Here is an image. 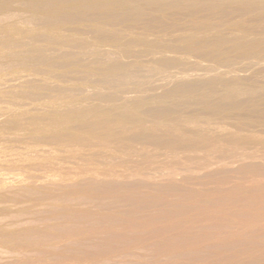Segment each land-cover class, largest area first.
Wrapping results in <instances>:
<instances>
[{"label": "bare ground", "instance_id": "bare-ground-1", "mask_svg": "<svg viewBox=\"0 0 264 264\" xmlns=\"http://www.w3.org/2000/svg\"><path fill=\"white\" fill-rule=\"evenodd\" d=\"M9 1L10 0H0V9L4 10L5 8L9 7L8 6ZM13 2H14V0H13ZM13 2H12V4H13ZM21 2L23 3V5L25 7H27L31 11L29 17L32 20L42 21V23L46 22L49 24L54 23V25L55 24L56 25L57 24L58 25L64 24L65 26L66 25H73V24L77 25L78 23H81V22H87V25H89L91 28H93L96 31V35H97V33H99L100 36H103L106 38H118V37H121L122 35L125 37L126 34L128 33L127 34L128 37H126V39L129 38L131 40L129 35L132 34V31L136 30L137 27H139L140 29L143 27L145 30H147L149 32L154 30L153 33L155 32L156 35H159L157 33L160 32V30L162 32L167 31V33L170 34V32L172 30H176V28L180 27L179 29H181V27H183V28L186 27L184 31L182 30L183 33L179 29L176 30V31L179 30L178 32H181L182 36L178 35V34L176 35L175 33H177V32L172 31L175 33L171 32V34H170L171 36L170 37L167 36L169 38L165 39L166 36H164L163 39H165L166 42H167V40L169 42L172 41L171 44L173 42L175 43L177 41H180L181 44L177 43V45H176L177 47H179V46L181 47L182 42H185L186 43L185 46H186V48H188V51L186 50L187 52L184 49V54L180 53V52L175 53V51L172 50L174 47L172 49H170L172 51L164 50V49L161 50L162 48H165V47H162L161 49L156 48L157 51L155 50L156 51L155 52L154 50H151L152 47L148 48V47H146L147 45L141 46L140 43L142 40H140V39H139L140 42L136 41L138 43L135 45L133 44L134 42H131L132 43V45L130 43L131 46H129V44H128L127 46L122 48V49H124L123 51L125 52L124 56L129 55V56H126V57H128V59L130 56H132V57L140 56L141 58H142V56H144V59H143L144 62L143 63L139 62L140 61L139 57H138L139 61L137 60L139 63H135L136 64L135 69H137L136 71H139V74H137L135 69H134V66L131 65V64H134L133 61L136 60V58L134 59V58L130 57L132 59V61H129V62H131L129 64L128 61H127L128 63L125 61V60H127L126 57L123 60H120V56H119V58L114 57L115 54H113V52L117 51L116 54H119V52H118V51H120L118 49L119 47L117 48L118 50L116 49L113 52H111V50L110 51L107 50V48H110L109 46H111L109 44H106L107 46L109 45L108 47L104 46V47H106L105 49L104 48L100 49L101 47H99V49H98L97 45H99V43H97V42L95 43L92 38H91L92 39L91 40L89 37H86L85 35L89 32L84 29L85 30L84 32H87V33H84L85 35H82L83 34L82 33L81 34L82 36H79V35L76 36V34L75 33L72 34V32H70V33L69 32H62V33H56V34L53 33V37L52 36L50 37L48 34L49 38H46V39H48V41L50 38H53V39L55 38L56 39L55 42H57V40L58 41L62 40V41L55 43V42H53L54 40L52 39V42L50 41L52 44L54 43V45H52V46H49L48 44L46 45L44 43L41 45L38 44L39 48L37 51L38 52L41 51L42 52L41 54L39 52V54L37 53L38 54L37 56L36 55L32 56L34 54L28 55L27 53H25L27 55L25 58L20 57L21 60L22 59H26V60L34 59L32 61L36 62L35 59L42 58V60H44L45 54L47 55L46 57L52 56V58H54V56H56L57 58L59 56L64 58V56L67 55L65 57L66 60L68 59V57H73V60H75V61L85 62V63L82 62V64L84 66L86 65L87 68H88L90 63H92V62L96 63V61H97V63L99 64L102 60V61L107 62V65L105 66V68H107L109 71H111V73H113V72L117 73L118 72L117 69H119V68H121V70H122V68L125 69L129 65L133 66V67L127 68L126 72L128 71V69L133 68L134 69L133 72H135V75L137 74L136 75L137 78H135L136 76H134V74H133L134 78H129L128 77L129 74L128 75L126 73L124 74V72H125V70H124L123 74L127 77H125L122 74L123 77H122V80L119 82L120 85L117 84V85H119L118 87L116 86L115 82L117 80H120L121 77L120 76H119L120 78L116 77L117 80H115V82H114L115 87H116V88L114 87L115 89H112L114 86V84H113L114 79L112 78V80H113L112 85L113 86H111V83L109 84V80L111 78L106 77V75L103 72H101V73H102V75H105V77L101 76V74L98 73L97 76L96 75L93 77L87 76V78H88L87 81H86V79L82 80L83 83L81 82V83H79V85L71 86V85H62L61 82L59 84L49 83L48 81H50V80H48V81L45 80L46 77H44L45 81L42 80L43 82H41L39 80L40 78L36 79V77L32 78V76H36V74L41 75L43 73V74L47 75L48 77L53 76L55 78H60V79L62 78L61 80L68 81L67 77H71L72 73H71V75H66V74L61 73L62 71L57 72L51 68H47L46 66L45 67L41 66L37 69L33 68L34 72H32L31 69L30 70L25 69V67H23L24 69H19V70L27 72L25 74H22V76H20L21 77L20 79L23 80L22 83L24 82L30 88H34V87L37 88V87L45 86V87H47L49 92H50V89H51V91H53V89H56V90H60V91H58V92H60V94H61V90L71 91L73 93V95L79 94L80 97H78L76 95H75L76 98H75V96L73 97L74 102L72 101L70 107H68V104H67V108L66 107L63 108L64 110L67 111V112L64 111V113L66 112L67 114L66 113L64 114L62 112V110H61L62 108L59 110L61 112H59L57 110L58 113H61V115L64 114L62 116L68 115V109L69 108H70L69 111L72 108L71 112H73V109L75 110L74 112H76V111L79 112V113L77 112L79 115L76 118L81 117L80 113H84V112L87 113L90 111V112H92V114L89 115V118L87 120L84 119L85 116L83 117L84 121L86 120L85 126H87V128L89 130L90 129L93 130V128H94L95 131H96V128L98 127L97 129L99 131V135H100V129L102 128V130H103V128H105V130L107 129L106 132H105V130L102 132H104L110 136L111 135H118L119 133L124 134L125 132L123 133L122 131H130V130H133L134 128L136 129V127H139L140 125L139 126L132 125L133 123L136 122V120L134 122V120H132V118H136L137 120L139 119L142 121L144 127L140 126V128L143 127L142 128L143 132L139 131L140 135L137 134V132H138L137 129H136L137 132H134V133H136V135L135 134L134 135L136 137H138L137 135H139V137H140V136H143L142 134H144L145 136L147 135L146 137L143 136L144 138H147L149 136L153 140L152 143H150V141H149L150 138L149 139L147 138L145 141L142 137L141 138L138 137L141 140L143 139L144 142L149 141L147 143L150 145H147V143L145 145H142L143 144L142 142L141 143L138 142V144H140V145H135V144H131L127 141H123V139H122V141L119 142V141H116V139L114 138L115 141H112V142H116L114 144L117 145V142H118V144H120V146H122L124 148H128L129 151H130V149L132 150L131 153L130 152L128 153V151H125L123 153V151H122V154H121V153H116L114 151L115 148H113V145L110 144V143H112V142H110V140H106V141L110 142V143H108L105 140H104L105 142H103L101 140V137L97 138V139H100L101 141H98L96 138H94L97 141L94 142L92 140V143L90 144L89 142L86 141V140H88V138H86V140H85L84 136H81V137H83L82 140L84 139L83 141H86L87 143L90 144V145L87 144L90 146V148L92 146L94 149H96L97 153L94 152L91 155L95 154L97 156V154H99V156H101L103 160H104L103 157H105V159L107 158L106 161L107 160L110 161V162L104 161L105 163H103V165L101 164V161H98V162H100V164L102 165V168H103V169L102 168H100V169L104 170V171H101L99 169L101 171V174H99L100 173L99 170H95V167L82 169V170H84V171H82L83 173L92 174V175H94V177H92V178L89 177V178L84 179V180L75 184L76 187H78L79 191L81 192L79 194H81L82 196L80 195V197H78V195H77L78 193H77V194H75V195H77V196H75L76 198H73L74 193L76 191L75 192L72 191V195H73L72 198L74 200H76V201L78 200L77 201L78 203H80L79 201L83 202L84 204L86 203L87 206L91 205L92 207H94V210H90V209L85 210V208H84V211H81V212L76 213V212L67 211L66 213L60 214V215H58L57 220H59V218H60V220H63L64 222L62 224H59V225L55 224L57 226L53 227V229L58 230L57 232H59V233H54V231H52V233H51L53 235L52 236L50 234V232L47 234H43L41 229H40L41 234H39L40 232H38V231H37L38 233H36V231H35V233H33L34 232V230H33V232L31 234H29L30 235L29 238L31 237L34 242H42V243L55 241V240H56V242H57V240H62V242H63V239H64L65 242H67L66 246L70 247L69 254L61 253L60 251H55L53 249L50 251L48 250V253L51 256H53L54 258H56L59 262H61V261L67 262L68 261L67 262L68 264H264V131L259 132L258 131L259 128H258V130L255 131L253 128L254 126H256L254 124L257 121L264 122V112H262L263 110L260 111V109L264 103L262 104L261 100L263 101V99L259 98L260 96H262L264 94V85L263 86L260 85V87H257L254 85L255 88L253 86V89H247L246 87L242 86L244 89L245 88L246 89L241 90V91H239L240 89H236V87L234 88V87L229 86V87L225 88L223 86L224 87L223 91L225 93L222 92V94H221V92L219 91L220 95H216V96H215V94L213 96H209L208 94H205L204 92L201 93L200 91H199V93H198V91L196 93H194L196 95L195 100L196 99L204 100L205 103L208 101L207 99L223 100V103L221 101L220 103L215 104L214 106L209 108L210 110H208V111H212L211 114H213V113L218 114L219 113V115H220V112H228V113L236 112V114H237V112H239V110L247 109V111H249L248 114L252 113L253 115L249 116L247 114L248 117H246V118H249L250 120H252L251 122L256 121L255 123H253V125H254L253 127L250 126V129L238 128L239 125H236L235 123H233V124H235L234 126H238V127H225L227 124H230V123H227L223 127V126H221L222 120H221V125L215 124L216 122L214 123L212 121H209L208 119L207 120H198L197 119V121H195V120L191 121L192 119L191 120H189V119L192 117H190L189 119H184L180 115H178V117L179 116L181 117V119L179 117L180 120L178 119V121L175 123V121H173V120H177L178 117L176 118V116H174L175 119L174 118H173V120L171 119L172 120L171 122H173V123H171L170 121H168V120H170L169 118H172L171 116H173L175 114L177 115V113L180 114L181 113L180 110L183 108V106H184V108H187L186 107L188 105L187 103H190L189 99H186V98H184L185 96H183V99H185V100L182 101L181 100L182 98H179L182 96L177 95V99L179 98V100H181V102L180 101L177 102L178 100L176 98H174L175 100L173 99V101L174 102L176 101L177 103L170 106V104H169L170 102H169L168 103L169 106H166V107L165 106L161 107L163 105L160 106L159 104H158L159 106L157 104H155L157 106H154L153 105L154 101L151 100L152 97L157 95L155 93H158V92H155V90H158V89L164 90L171 83H173V82L175 83V81L177 82L178 80H181V79L187 78L186 80H189L188 78H190L192 80V78H193V81H190V82L187 81V82H188V90L191 87L194 90V86H196V87L199 86V85H196L198 82L196 83V80L194 79L197 77H198L197 81H199L200 80L199 77L205 78L206 76L207 77L209 76L207 81L205 79H203L206 82H208L210 80L209 78L211 76H214V75L217 77H220V78L221 77L226 78L229 76L234 78L235 74H236V73L234 74V72H238V71L233 72L232 70L227 69L224 66L222 67L223 63L222 64H221V62L219 63L220 59H222L221 61L228 62V63L230 61H233V60H239V62H241L242 60L244 61V58H247L246 57L247 55H250L251 59H252L251 61L254 60L251 64V66L256 68L257 65L260 66V64H261L260 68L264 69V65H263L264 64V59H263L264 56L262 57L260 55L259 58L257 57L255 59V55L258 56L257 54L264 52V0H21ZM10 3H11V1H10ZM23 5H21V7ZM7 9H5V10H7ZM5 12L6 11H4V13ZM9 13H11V12H9ZM16 13H17V11H16ZM23 14L24 13H22L21 15H23ZM5 16H8V15H5ZM3 18H5V17L3 16ZM1 19L2 18H0V22L4 21V20L1 21ZM12 20H14V19H12ZM25 21L27 22V20H25ZM32 23L34 24L36 22L33 21ZM34 25H36V24H34ZM31 26H32V24H31ZM82 26H86V24L82 25ZM63 28H65V27H63ZM67 28H68V26H67ZM73 28H74V26H73ZM86 28H88V26ZM13 29H14V27H13ZM15 29H16V27H15ZM25 29L24 30L19 29V30L27 33V29H26V31H25ZM28 29H29V27H28ZM36 29L37 28H35V30ZM186 29L188 30V32ZM189 29L190 30L191 29H194V30L197 29L199 31L200 30H202V31L198 32L196 30L197 31L196 33H192L193 30L190 32ZM223 29H225V31ZM31 30H29V32ZM70 30H71V28H70ZM88 30H91V29L88 28ZM155 30H158V32L156 33ZM10 31H12V29ZM16 31H18V30H15V32H13V33L15 34ZM61 31H58V32H61ZM66 31H67V29H66ZM8 32H9V30H8ZM24 32H22V33H24ZM129 32H131V33H129ZM10 33H8V34L10 35ZM35 33H36V31H35ZM40 33H42V32H40ZM40 33H39V35H40ZM134 33L136 34V32H134ZM139 33H141V32H139ZM153 33H152V35L156 36ZM167 33H163V34L161 33V34L165 35ZM18 34L20 35V33H18ZM99 34H98V36H99ZM30 35H31V33H30ZM145 35H147V33ZM149 35H151V34H149ZM28 36H29V34H28ZM89 36H91V35H89ZM143 36H142V38H143ZM29 37H32V36H29ZM29 37H28V39H30ZM131 37L135 38L132 35H131ZM146 37L144 36V38H146ZM158 37H160V36H158ZM12 38H13V36H12ZM12 38H10V39L13 41ZM42 38H44V37L42 36ZM136 38L138 39V37H136ZM150 38L152 39V37H149V41H152V40H150ZM172 38H174V39H172ZM193 38H195L196 41H193L194 40ZM18 39H19V37H18ZM126 39H122V40H126ZM147 39H148V37H147ZM16 40H17V37H16ZM31 40H33V39H31ZM63 40H65V41H63ZM67 40L71 41L72 43L74 42L72 40H75V42L81 41L85 45H87V46L89 45L88 48L91 45V48H93L94 50H92V49L84 50L85 49L84 47H83V49L78 48V47L73 48L74 46L70 48V46L69 47L66 46V44L68 45V43H70ZM153 40H155L154 37H153ZM157 40H159V39H156V41L150 42V44L154 43V42L156 43V42L161 41V39L159 41H157ZM188 40L189 41L191 40V41L189 42ZM39 41H41L40 38H39ZM48 41H47V43H49ZM66 41L68 43H66V44L63 43ZM133 41H134V39H133ZM145 41L148 42V40H145ZM18 42L20 44L22 41L19 40ZM41 42H43V40ZM44 42H45V40H44ZM81 42H80V44H81ZM105 42H107V41H105ZM127 42H129V40ZM34 43H36V42H34ZM15 44L18 45L16 41H15ZM103 44H105V43H103ZM138 44H140V45L138 46ZM143 44H145V42L142 41V45ZM16 45L14 47H17ZM21 45H22V43H21ZM85 45H83V46H85ZM12 46H13V44H12ZM23 46H30V45L23 43ZM76 46H77V44H76ZM87 46H86V48H87ZM113 46H114V44H113ZM117 46H115V47H117ZM167 47H168V45H167ZM24 48L25 47H23L22 49H24ZM27 48L28 47H26V51H27ZM32 48L35 49L34 47H32ZM169 48H167V49H169ZM15 49H16V51L13 53L16 54L17 48H15ZM176 49L177 48H175V50ZM21 50H20V53L23 52V51L21 52ZM12 51H14V50H11V52ZM182 51H183V49H182ZM191 52H192V58H193V53L196 54V56H199V57L201 56V57H205V58H202L203 60H201L200 58H199L200 60H195V58H194V60H192V58L189 57V55H188ZM32 53H33V51H32ZM185 53H187V55ZM251 54H253V55H251ZM62 55H64V56H62ZM119 55H121V53ZM12 56H14V55L12 54ZM17 56H19V55H17ZM253 56H254V59L252 58ZM56 57L54 60H56ZM116 57H118V55ZM260 57H262V58H260ZM122 58H124V57L122 56L121 59ZM206 58H209L210 60H211V58H216V59H218L217 62L221 65H218V63L216 61H215V63L205 62L204 59L206 60ZM69 59H71V58H69ZM117 59H119L120 61H118ZM1 60H2V58H1ZM3 60H7V59L3 58ZM26 60H25V63H26ZM47 60L50 61V57ZM54 60L52 61V59H51V61L53 63H54ZM57 60H59V59H57ZM60 61H61V59L59 61H56V62H60ZM63 61H64V59L61 61V63ZM75 61L71 63V60H70L68 62L73 64V63H75ZM121 61H124V62H121ZM248 61L249 60H247V62ZM28 62H30V61H28ZM68 62H67V64H68ZM81 62L79 64V66L81 65ZM88 62H89V64H86ZM10 63L12 64V61H10ZM10 63H8V64L10 65ZM44 63H46V61ZM78 63L79 62H77V64ZM94 63H92L91 66H94L93 65ZM177 63L184 65V67L187 66V68L190 67L191 69L188 71H181L179 68L180 66H177ZM228 63H226L225 65L227 66ZM242 63H240V64H242ZM55 64H57V63H55ZM55 64H53V65H55ZM58 64H60V63H58ZM67 64H66V66H67ZM236 64H239V63H236ZM243 64L240 67H244ZM245 64L249 65L247 63H245ZM4 65H2V67ZM9 65H8V68H9ZM49 65H51V63ZM83 65H81V66H83ZM100 65L103 66L102 62L98 66H100ZM174 65L177 66L179 70H177V68L174 69ZM0 66H1V63H0ZM95 66H97V65H95ZM231 66H234V65L231 64ZM56 68H58V66ZM245 68H247V70ZM245 68H242V69L240 68V71H243V70L248 71L249 68L247 66ZM252 68L250 67V70ZM9 69H11V68H9ZM92 69H93V67H92ZM238 69H236V70H238ZM19 70H17V71H19ZM233 70H235V69L233 68ZM83 72H85V71H83ZM83 72L81 73V71H79L80 75L82 74V76H83L85 74V76H86L87 73L91 74L89 71H86L87 73L85 72L84 74H83ZM243 72H241V73H243ZM252 72H254V71H252ZM252 72H251V74H253ZM262 72H263L262 74H264L263 70H262ZM55 73H56V75H55ZM66 73H68V72H66ZM94 73H96V72H94ZM94 73H93V75H94ZM111 73L110 74L108 73L107 75L110 76ZM120 73H122V72H120ZM117 74H119V72ZM131 74H132V72H131ZM40 75H38V76H40ZM247 75H248V80H251L253 78L252 77L249 79V76L251 77L250 73ZM260 75H261V73H260ZM72 76H74V75H72ZM114 76H116V75H114ZM237 76H240V75L238 74ZM245 76H244V79L247 77V76L246 77ZM253 76L255 77V75H253ZM262 76L264 77V75H262ZM83 77H82V79L85 78V77L84 78ZM241 77H243V76H241ZM241 77H239V79ZM5 78H6V76H5ZM73 78H75V76ZM107 78L109 80H107ZM12 79L15 80V77ZM75 79L79 80V76H77ZM75 79H73V80H75ZM212 79H213V81L215 80L213 77H212ZM236 79H237V77H236ZM254 79H257V78H253L252 80H254ZM5 80H7V79H5ZM18 80H19V76H18ZM106 80L108 81V84L105 82L104 84L101 83L104 86L100 85V81L102 82V81H106ZM213 81L210 80V83H212ZM216 81H217V79L214 82H216ZM178 82H180V81H178ZM178 82H177V84L181 85L184 82V80H183V82L182 81L180 83H178ZM236 82L237 81H235V84L237 85ZM258 82H264V78H262V80L259 78ZM230 83L228 82V84H230ZM238 83H240V82H238ZM183 84H187V83L185 82ZM235 84H234V86H235ZM241 84H243V81L241 82ZM258 84H260V83H258ZM14 85H18V84H14ZM175 86L176 85H174V87ZM218 86H217V88H218ZM45 87H42V88H45ZM88 87L91 88V91L88 90ZM177 87L179 89L178 85L176 86V88H172V90H171L172 93H173V89H175V91H176L175 93L180 94L181 91L177 92V90H176ZM182 87H184V86H181L180 88H182ZM214 89H216V88L214 87ZM166 90H165V92H166V94H168L167 92H169L168 91L169 89L167 91ZM184 90H186V89H184ZM214 91L215 90H213V93H214ZM193 92H195V91H193ZM163 93H164V91H163ZM182 93H184V91H182ZM260 93H263V94L260 96L257 95ZM65 94H67V93H63L62 95L65 96V98H66L67 96ZM166 94H164L163 96H165ZM246 94H253L251 96H253L254 99L249 98V100L246 101L245 100L246 98H245L244 99L245 101H243V98H242V100L236 101L237 99L238 100L241 99V97H244V96L247 97ZM254 94L257 95L259 99H255V98H257V96L255 97ZM67 95H69V94H67ZM170 95H168V97H170V99H172L174 96L171 97L172 95L171 96ZM184 95H186V94H184ZM211 95H212V93H211ZM33 96H35V95H33ZM38 96H40V95L38 94ZM161 96H162V93H161ZM163 96H162V98H163ZM168 97H166V98H168ZM67 98H69V96ZM67 98H66V100H67ZM77 98H80V99L76 101L75 99H77ZM159 98H161V97H159ZM166 98H165V100H167ZM187 98H188V96H187ZM262 98H264V97L262 96ZM226 99H230V100L235 99V100H233V102L229 100L231 103L230 102L228 103V101ZM52 100H53V98H52ZM66 100L64 101V103L66 102ZM162 100H164V99H162ZM168 101H169V99H168ZM204 101H202V104L204 103ZM226 101H227V103H226ZM157 102H158V100L156 101V103ZM164 102H162V104H164ZM26 103H28V102H26ZM166 103H167V101H166ZM258 103L261 105V107H260V105H258ZM65 104L63 106H65ZM210 104L213 105L212 101L210 103V100H209V105H208L209 107L211 106ZM28 105H29V103H28ZM191 106H192V104H191ZM206 106L204 105L203 107H206ZM3 107H4V105H3ZM3 107H1V108H3ZM5 107H6V105H5ZM5 107H4V109H8V107L7 108H5ZM136 107L140 108V109L148 110L150 112H153V114L157 113V115H162L163 119H164V116H169V118L168 117L165 118L166 119L165 122H162L163 120L160 121V119L155 120V118H153V119L144 118L147 116L146 112L144 113L146 116H142L141 115L142 110H137ZM188 108H190L189 105H188ZM206 108H208V107H206ZM257 108H259L260 112L258 111ZM10 109H12V108H10ZM35 109L37 110L36 106H35ZM183 109L181 111H183ZM262 109H264V107ZM45 110H46V108H45ZM192 110H190V111H192ZM251 110H253V112H257V111L258 112H257V114L253 113V112L250 113ZM5 111L7 113V110H5ZM51 112H56V110L55 111L51 110ZM194 112H196V110H194ZM199 112H201V111H199ZM2 113H1V115L4 114V113L3 114ZM86 113H84V114H86ZM149 114H151V113H149ZM191 114H190V116H191ZM195 114H197V113H195ZM41 115L42 114H40L38 116L31 115L30 118H28V116H27L26 119L27 118L28 119L26 121L25 120L23 121V119L21 117H19L22 121L20 119L19 120L21 121L20 123L23 125V127H29V126L31 127L32 125L33 126L36 125V123H35L37 121L36 119L39 120V118H41V120H42V119L48 118V117H45L44 115L43 116H41ZM61 115H60V117H61ZM102 115L105 117L103 119H100L102 117ZM225 115H223L222 118H224ZM52 116L57 118L55 115H52ZM87 116H88V114H87ZM199 116L200 115L198 113V118H200L201 116L204 117V115H201L200 117ZM22 117H23V115H22ZM155 117H156V115H155ZM159 117L157 116L156 118H159ZM162 117H160V118H162ZM203 117L200 119H203ZM235 117H236V115H235ZM51 118L49 120L53 122V120L55 118H53V120ZM68 118H70V117H68ZM128 118H130V120H132V122H130V124L131 123L132 124L131 125L129 124L130 126L126 127L125 126L126 124H125V125L120 126V128H122V129H123V126H125V128L122 131H121V129L120 130L118 129V131H116V132L114 131L115 133L111 132V130L113 128L112 124H115L116 126H118V124L120 122H122L121 124H123L124 123L123 121L126 122V119L128 121L129 120ZM60 119L62 120L63 118H60ZM217 119L215 120V118H214L215 121H217ZM232 119H234V118H232ZM237 119H239V118H237ZM249 119H247V120L245 119V120L248 121V124L252 125V123H249V121H250ZM34 120H36V121H34ZM41 120H40V122H41ZM56 120H58V118L55 119V121ZM61 120L59 122H61ZM80 120H81V118H80ZM210 120H213V119L211 118ZM46 121H44V122H46ZM70 121H71V119H70ZM141 121H139L140 124H142ZM167 121L169 123H167ZM225 121H227V120H225ZM225 121H223V122H225ZM40 122H39V124H40ZM56 122H55V124H56ZM67 122L65 120V122H63V124L66 123V125H67L69 123V122L68 123ZM85 122H84V124H85ZM139 122L137 124H139ZM228 122H229V120H228ZM236 122H238V121H236ZM71 123H72V121H71ZM246 123H245V125H246ZM39 124H38V126H42L41 124L40 125ZM47 124H50V123H47ZM57 124L59 125L60 123L57 122ZM74 124H76V122ZM74 124H72V125H74ZM107 124L110 125V128H108V127L106 128ZM45 125H46V123H45ZM45 125H43V126H45ZM60 125L62 126V124H60ZM95 125L97 127H95ZM259 125L261 128V126H262L261 122ZM263 125H264V123H263ZM38 126H36V129ZM82 126L83 125H81L80 127H82ZM6 127L7 126H5V128ZM50 127H54V125H52ZM69 127L71 128L72 126H69ZM77 127L76 128L74 127L75 130H77ZM55 128H57V127L55 126ZM118 128H119V126H118ZM140 128H139V130H141ZM251 128H253V129H251ZM262 128H263V126H262ZM71 129H73V128H71ZM109 129H111V130L109 131ZM114 129L117 130V128H115V127H114ZM43 130H41V131H43ZM64 130H63V132H64ZM80 130H81V128H80ZM89 130H88V133H89ZM92 130H90V131H92ZM96 133H97V131H96ZM65 134H67L66 136H68L70 133L68 134L65 132ZM129 134H130V132H129ZM71 135H73V134H71ZM74 136H75V134H74ZM103 136H104V134H103ZM135 136H134V138H135ZM55 137H57V136H55ZM55 137H53V138H55ZM79 137H80V135H79ZM88 137H90V136H88ZM95 137H98V135L97 136L95 135ZM109 137H108V139H109ZM15 138H13V139H15ZM47 138H49V137H47ZM58 138L59 137H57V139ZM72 138H73V136H72ZM77 138H78V135H77ZM60 139H62V138L60 137ZM60 139H58V140H60ZM89 139H91V137ZM139 139H138V141H139ZM82 140H80V141L82 142ZM126 140H128V138ZM132 140H133V138H132ZM68 141H70V140H68ZM88 141H90V140H88ZM65 142H67V141H65ZM76 142L74 141V143H76ZM86 142H84L85 145H83V142H82V145L79 143L78 144L81 145V147H85V146H87ZM78 144H76V145H78ZM174 144H175V146L179 145V147L174 148L175 147ZM116 145H114V146H116ZM169 146H171V147H169ZM43 147H45V146H43ZM18 149H19V147H18ZM110 150L113 152H111ZM39 151H42V149ZM64 151H66V150H64ZM36 153H37V155H39L38 154L39 152H36ZM44 153H45V151H44ZM46 153L49 154V152H46ZM84 154H86V152ZM91 155H89V156L91 157ZM65 156H67V155H65ZM99 156H97V157L99 158ZM81 157H82V155H81ZM74 159H76V158H74ZM83 160H85V159H83ZM88 160H89V158H88ZM96 160H97V158H96ZM90 161H92V160L90 159ZM128 161L130 163L135 162L136 165L140 164V166H141L139 169L140 171L137 170L139 168V166L134 167V166H132V164L130 165V163ZM124 162L125 163L128 162L129 167L132 166V169L127 168V167H126L127 169L124 168L128 164L127 165L124 164L125 166L123 168H120V166ZM106 163L109 164L110 166L108 165L105 167L104 164H106ZM141 163H146V165H148L149 167H152V169L157 168L159 171L156 169L158 172L157 171L154 172V170H155L154 169L152 171L150 170L151 173L150 172L149 173L141 172L142 165H144V164L141 165ZM146 165H144V166H146ZM118 166H119V168H117ZM148 166L146 167L145 171H149L147 169ZM136 167H137V169H135ZM176 167H177V169H176ZM60 168H62V167H60ZM67 168H69V167H67ZM128 169H130V170H128ZM144 169H142V170H144ZM126 170H128V171H126ZM97 171L99 173H97ZM211 171H212V173H210ZM82 172L78 171V173H82ZM74 174H77V172ZM77 175H79V174H77ZM40 176H42V175L40 174ZM52 176H54V175H52ZM73 176H75V175H73ZM26 177H28V176H26ZM47 177H48V175H47ZM37 178H41V177L37 176ZM188 178H191V179L188 180ZM54 183L56 184V182H54ZM54 183H53V185H54ZM159 183H165L167 185L166 186H159V185H157ZM45 185H47V184H45ZM49 185L50 184L48 183V186ZM58 185H60V184H58ZM58 185H56V186H58ZM60 186H62V185H60ZM67 186H68V184H67ZM72 188H74V185ZM49 189L52 190L51 188H49ZM56 189L58 190L59 188H56ZM30 190H32V189H30ZM19 191H21V190H19ZM27 191H29L28 188H27ZM32 191L34 193V190H32ZM32 191H30V192H32ZM35 194L36 193H34V195ZM47 195H50V194H47ZM70 196H71V192H66L65 194L54 196V199L57 200L56 202H58V200H61V201L68 200V202H69L70 201L69 199L73 200ZM36 198H37V196H36ZM39 198L41 199V195ZM53 200H50V201H53ZM71 203H72V201H71ZM73 203H72V205H73ZM82 206H83V204H82ZM55 207H57V206H55ZM47 208H50V207L47 206ZM59 209H60V207H59ZM63 209H64V207H63ZM56 210H58V209H56ZM48 211H50V210H48ZM45 212H46V210H45ZM45 212H44V214H45ZM52 212H53V210H51L50 213H52ZM54 212H56V211L54 210ZM40 213H41V211H40ZM57 213H58V211H57ZM32 214H33V212H32ZM32 214H31V218H32ZM36 214H38V212ZM47 214H48V212H47ZM40 216L41 215H39V217ZM50 216H51V214H50ZM10 218H11V216H10ZM39 220H42V219L40 218ZM43 220H45V219H43ZM46 220H48V219H46ZM60 220L58 222H60ZM29 222H31V220ZM32 224H33V222H32ZM42 226H44V225H42ZM47 229H49V228H47ZM50 229H51V226H50ZM23 230L25 231V229H23ZM31 231H32V229H31ZM29 232L30 231L28 230V233ZM28 233H26V234H28ZM53 233L56 235H54ZM25 235H24V237H25ZM59 242L62 243L61 241H59ZM46 244H49V243H46ZM50 244H51V242H50ZM42 246H44V245H42ZM45 247H46V245H45ZM50 247H52V246H50ZM59 249H60V247H59ZM35 252L37 253L36 250H35ZM31 253H32V251H31ZM18 260H19V258H18ZM53 260H55V259H53Z\"/></svg>", "mask_w": 264, "mask_h": 264}, {"label": "rangeland", "instance_id": "rangeland-1", "mask_svg": "<svg viewBox=\"0 0 264 264\" xmlns=\"http://www.w3.org/2000/svg\"><path fill=\"white\" fill-rule=\"evenodd\" d=\"M10 1H11V3H10ZM9 2H8V6L11 8H9V7H7V8H5V9H7V10H1L0 9V18H2L1 19V21L2 20H4V21H2V22H0V63H1V70H0V106L1 107H3V105H4V107H5V105H6V107L5 108H7L8 107V109H4V107L3 108H1L0 107V264H68L67 262H59L56 258H54L53 256H51L49 253H48V250L50 251V250H55V251H60L61 253H65V254H69V251H70V247H68V246H66L67 244V242H65V240L63 239V242H62V240H57V242H56V240L55 241H50L51 242V244H50V242H34L33 241V239L30 237L29 238V234H31L32 232H33V230H34V232L33 233H35V231H36V233H38V232H40L39 234H41V230H42V233L43 234H47V233H49L50 232V234L52 233V231H54V233H59V232H57L58 230H54L53 229V227H55V226H57V225H59V224H62L64 221L63 220H60V218H59V220H60V222H58L59 220H57L58 218V215H60V214H63V213H66L67 211H71V212H81V211H84V208H85V210H87V209H90V210H94V207H92L91 205H88L87 206V204L85 203H83V202H81V201H79L80 203H78L76 200H74L73 198H76L75 196H77L78 195V197H80V195L81 194H79V193H81L80 191H79V189H78V187H76V183H78V182H80V181H82V180H84V179H87V178H89V177H94V175H92V174H85V173H83L82 171H84V170H82V169H84V168H94L95 167V170H99L100 168H102V165H103V163H105V162H107V161H109V160H107L106 161V159H105V157H103L104 158V160L102 159V157L101 156H99V154H97V156H99V158L94 154V155H91V154H93L94 152L95 153H97V151H96V149H94L92 146H91V148H90V144L92 143V140L95 142V141H103V142H105L106 140H110V142H112V141H115L114 140V138L116 139V141H122V139H123V141H127V142H129V143H131V144H135V145H140V144H138V142H142L143 144L142 145H145L147 142H149L150 141V143H152V139L148 136L147 138L149 139V141H147V142H144V140L146 141V139L147 138H144V137H146L144 134H142L143 136H140L139 137V135H140V132L139 131H142V128L144 127V125H143V123H142V121L141 120H137L136 118H132V120H134V122H135V120H136V124L139 122V121H141V123L142 124H140V122H139V124H135V123H131L132 125H134V126H143V127H141L140 128V126L139 127H136V129L138 130V132L136 131V129L134 130H130V131H122L124 128H125V126L127 127V126H130L131 124H130V122H132V120H130V118H128L129 120V122L127 121V119H126V122L125 121H123L124 123L123 124H121L122 122H120L119 124H118V126H119V128H118V126H116L115 124H112L113 125V128H112V130L111 129H109V131L111 130V132H116V131H118V129L120 130L121 129V131L124 133V134H122V133H119L118 135H108V134H106V133H104V132H102V131H104L105 130V128H103V130H102V128L100 129V135H99V131H98V127L95 125V127H97L96 128V131H97V133H96V131L94 130V128H93V130L95 131H93L92 129H90V130H92V131H90L88 128H87V126H85L86 125V120L89 118V115H91L92 114V112H84V113H86V114H84V113H80V118H81V120H80V118H76V117H78V111H76V112H74L75 110L73 109V112H71V110H72V108H71V110L69 111V109H68V115L66 116L67 118L68 117H70V118H66L65 116H62V115H64L67 111L66 110H64L63 108L64 107H66L67 108V104H68V107H70V105H71V103H72V101L74 100V96L76 95V94H74L73 95V93L71 92V91H65V90H61V94H60V92H58V91H60V90H56V89H53V91H51V89H50V92H49V90L47 89V87H45V86H42V87H45V88H42V87H34V88H30V87H28V85H26L24 82L22 83V79H20L21 77L20 76H22V74H25V73H27V72H25V71H21V70H19V69H24L23 67H25V69H31V71L32 72H34V70H33V68L35 69H37V68H39V67H41V66H46L47 68H51V69H53L54 71H59V72H61V73H63V74H66V75H71V73H72V75H74L75 76V78L77 77V76H79V80H76L75 78H73L74 76H72L71 75V77H67L68 78V81H66V80H61L60 78H55V77H53V76H50V77H48L47 75H45V74H36V76H32V78H35L36 77V79H38V78H40L39 80L41 81V82H43L42 80H44L45 78L44 77H46V79L45 80H50V81H48L49 83H52V84H59L60 82L62 83V85H71V86H74V85H79V83H83V81L82 80H85L86 79V81H87V76L89 77H93V76H97L98 75V73L99 74H101V76H103V77H105V75H106V77H109V78H111L110 80L107 78V80H109V84L111 83V86H113L112 85V78L114 79V81H113V84H114V82H115V80H117V78H120V80H117L116 82H115V84H116V86L118 87L120 84H119V82L122 80V77H123V75L126 73L127 75H128V77L129 78H134V76H136L137 74H139V71H136L137 69H135L136 68V64L135 63H143L144 62V56H142V58L140 57V56H136V57H132V56H130L131 58H136V60H134L133 62H134V64H131V65H133L134 66V69H135V71H136V75H135V72H133L134 71V69L133 68H131V69H128V71L126 72V70H127V68H129V67H133V66H130L129 64L131 63V62H129V61H132V59L129 57V59H128V57H126V56H129V55H125L124 56V49H122V48H124L125 46H127L128 44H129V46H131L132 45V43L131 42H134L133 44L135 45V44H137L138 42H140V40H142L143 42H145V44H143L142 45V41H141V46H146V47H148V48H151L152 47V49L151 50H156L157 51V49H161L162 47H165V48H162L161 50H170V49H172L173 47V51H175V53L177 52V53H183L184 54V49H185V51L187 50L188 51V48H186V46H185V42H182V46L179 48V47H177L176 45H177V43L178 44H181V42L180 41H177V42H173L172 44H171V42L172 41H168L167 40V42H166V38H169L171 35V32L172 31H176L177 29H179V28H176V30H172L171 32H170V34L169 33H167V31L166 32H162L161 30H160V32H158V30H155L156 31V33L157 34H159V35H156L155 34V32L153 33V31H147V30H145L143 27L140 29L139 27H137V29L136 30H134V31H132V34H130L129 35V37L131 38V40L129 39V38H127L126 39V37H128L127 36V34H126V36L124 37L123 35L121 36V37H118V38H106V37H103V36H100V34L99 33H97V35H96V31L93 29V28H91L89 25H87V22H81V23H78L77 25L75 24H73V25H62V24H55L54 25V23H46V22H43L42 23V21H35V20H32V19H30V13H31V11L27 8V7H25L24 5H23V3L21 2V0H14V2H13V0H10ZM12 2H13V4H12ZM17 4H16V3ZM21 3V4H20ZM10 4V5H9ZM16 4V5H15ZM19 4V5H18ZM21 5H23L22 7H21ZM19 7V8H18ZM17 9V10H16ZM4 11H6L5 13H4ZM16 11H17V13H16ZM19 11V12H18ZM9 12H11V13H9ZM3 13V14H2ZM22 13H24L23 15H21ZM5 15H8V16H5ZM13 15V16H12ZM17 15V16H16ZM3 16L5 17V18H3ZM9 18V19H8ZM25 18V19H24ZM12 19H14V20H12ZM6 20V21H5ZM8 20V21H7ZM25 20H27V22L25 21ZM30 20V21H29ZM36 22V23H34V24H36V25H34L32 22ZM10 22V23H9ZM13 22V23H12ZM31 22V23H30ZM38 22V23H37ZM86 24V26H82V25H85ZM9 24V25H8ZM13 26H12V25ZM31 24H32V26H31ZM52 24V25H51ZM82 24V25H81ZM5 27H4V26ZM15 25V26H14ZM40 27H39V26ZM43 25V26H42ZM46 25V26H45ZM61 26V27H60ZM67 26H68V28H67ZM73 26H74V28H73ZM88 26V28H90L91 30H88V28H86ZM2 27V28H1ZM4 27V28H3ZM13 27H14V29H13ZM15 27H16V29H15ZM28 27H29V29H28ZM33 27V28H32ZM63 27H65V28H63ZM77 27V28H76ZM141 27V26H140ZM23 28V29H22ZM27 29V33L26 32H24V31H20V30H24V29ZM35 28H37L36 30H35ZM52 30H51V29ZM70 28H71V30H70ZM73 28V29H72ZM82 28V29H81ZM139 28V29H138ZM183 27H181V29H179V30H181V32H182V30L184 31L185 30V28H183ZM12 29V31H10ZM20 29V30H19ZM26 29H25V31H26ZM32 29V30H31ZM40 29V30H39ZM46 29V30H45ZM49 29V30H48ZM66 29H67V31H66ZM78 29V30H77ZM87 30L89 33H87V32H84L85 30ZM188 29V28H187ZM186 29V30H187ZM5 30V31H4ZM8 30H9V32H8ZM14 30V31H13ZM15 30H18V31H16V35L13 33V32H15ZM29 30H31L30 32H29ZM45 32H44V31ZM62 30V31H61ZM65 30V31H64ZM80 30V31H79ZM145 30V31H144ZM178 30V31H179ZM190 30V29H189ZM193 30V31H192ZM197 30V29H196ZM194 30V29H191L190 30V32L192 31V33H196L197 31L198 32H200V31H202V30ZM213 30V29H212ZM224 31H225V29H223ZM20 31V32H19ZM35 31H36V33H35ZM58 31H61V32H58ZM78 31V32H77ZM178 31H176L177 33H175V32H172V33H175L176 35L178 34V35H181L182 33L181 32H178ZM195 31V32H194ZM10 33V35L8 34V33ZM22 32H24V33H22ZM29 32V33H28ZM40 32H42V33H40ZM52 32V33H51ZM62 32H72V34H76V36L77 35H79V36H82V35H85L84 33H87L85 36L86 37H89L90 39L92 38L93 39V41L96 43H99V45H97V47H98V49H99V47H101L100 49H105L106 47H104V46H107L106 44H109V45H111V46H109L110 48H107V50H111V52H113L114 50H116L118 47V49L120 50V51H118L119 52V54L121 53V55H119V54H116L117 53V51L114 53L113 52V54H115L114 55V57L115 58H119V56H120V60H123V59H125V57H126V59L127 60H125L126 62L128 61L129 62V66L128 67H126L125 69L124 68H122V70H121V68H119V69H117L118 70V72H119V74H117V73H115V72H113V73H111V71H109L107 68H105V66L107 65V62H105V61H102L101 60V62H102V64H103V66L102 65H100V66H98L99 64H101V62L98 64L97 63V61H96V63H94V62H92V63H94L93 65L94 66H91V64L92 63H90L89 64V62L88 63H86V64H89V66H88V68L86 67V65L84 66L83 64H82V62L81 61H75V60H73V57H68V59L66 60V56L67 55H62V56H64V58L63 57H61V56H59L58 58L56 57V56H54V58H52V56H49L50 57V61L49 60H47V59H49V57H46L47 55L45 54V56H44V60H42V58H40V59H35L36 60V62H33L32 60H34V59H30V60H26V59H20V57H22V58H25L27 55L25 54V53H27L28 55H32V54H34V55H32V56H37L38 54H39V52H40V54L42 53L41 51H37L38 50V48H39V45H41V44H48L49 46H52V45H54V43L52 44L51 42H52V39L53 38H50L49 39V41H48V39H46V38H49V36L51 37H53V33L54 34H56V33H62ZM80 32V33H79ZM134 32H136V34L134 33ZM139 32H141V33H139ZM144 34H143V33ZM153 34H155L156 36H154V35H152V33ZM187 32H188V30H187ZM18 33H20V35L18 34ZM30 33H31V35H30ZM39 33H40V35H39ZM83 33V34H82ZM129 33H131V32H129ZM135 35H134V34ZM147 33V35H145ZM163 33H167V34H165V35H162ZM180 33V34H179ZM15 36H14V35ZM28 34H29V36H32V37H29L28 36ZM33 34V35H32ZM35 34V35H34ZM37 34V35H36ZM45 34V35H44ZM48 34H49V36H48ZM52 34V35H51ZM82 34V35H81ZM98 34H99V36H98ZM142 34V35H141ZM149 34H151V35H149ZM7 35V36H6ZM39 35V36H38ZM44 37V38H42V36ZM47 35V36H46ZM89 35H91V36H89ZM131 35L133 36V37H138V39L136 38H132L131 37ZM146 37H148V39H147V37L146 38H144V36ZM175 35V36H176ZM10 36V37H9ZM12 36H13V38H12ZM22 36V37H21ZM142 36H143V38H142ZM158 36H160V37H158ZM163 36V37H162ZM164 36H166L165 37V39H163L164 38ZM167 36H169V37H167ZM182 36V35H181ZM9 37V38H8ZM16 37H17V40H16ZM18 37H19V39H18ZM28 37L30 38V39H28ZM142 39H141V38ZM149 37H152V39L150 38V40H152V41H149ZM153 37H154V39L155 40H153ZM162 37V38H161ZM2 38V39H1ZM5 38V39H4ZM10 38H12L13 39V41L10 39ZM39 38H40V40L42 41L43 40V42H41V41H39ZM126 39V40H122V39ZM175 38V37H174ZM174 38H172V39H174ZM177 38V37H176ZM25 39V40H24ZM31 39H33V40H31ZM91 39V40H92ZM99 39V40H98ZM115 41H114V40ZM121 39V40H120ZM133 39H134V41H133ZM140 39V40H139ZM156 39H161V41L160 42H154V43H151L150 44V42H153V41H156ZM194 40L193 41H196V39L195 38H193ZM19 40H21L22 42V45H21V43L19 44ZM28 40V41H27ZM31 42H30V41ZM36 40V41H35ZM44 40H45V42H44ZM54 41L53 42H55L56 41V39L54 38L53 39ZM120 42H119V41ZM129 40V42H127ZM145 40H148V42L147 41H145ZM159 40H157V41H159ZM165 40V41H164ZM192 40V39H191ZM190 40V41H191ZM6 41V42H5ZM12 41V42H11ZM15 41L17 42V44L18 45H16L15 44ZM36 42V43H34V42ZM39 41V42H38ZM47 41L49 42V43H47ZM51 41V42H50ZM60 41H62V40H60ZM60 41H58L57 40V42H60ZM63 41H65V40H63ZM67 41H69V40H67ZM63 42V43H68V42ZM72 41H74L75 42V40H72ZM102 41V42H101ZM105 41H107V42H105ZM126 41V42H125ZM136 41H138V42H136ZM175 41V40H174ZM189 41V40H188ZM187 41V42H188ZM189 41V42H190ZM14 42V43H13ZM28 42V43H27ZM57 42H55V43H57ZM70 43H68V45L66 44V46H70V48L71 47H73V48H82L83 49V47L85 48L84 50H90V49H92V50H94L93 48H91V45H90V47L88 48V46L87 45H85L83 42H81V41H76L75 43L73 42H71V41H69ZM78 42V43H77ZM80 42H81V44H80ZM136 42V43H135ZM148 44H147V43ZM165 42V43H164ZM180 42V43H179ZM23 43L25 44H29L30 46H23ZM103 43H105V44H103ZM119 45H118V44ZM123 45H122V44ZM130 43H131V45H130ZM160 43V44H159ZM12 44H13V46H12ZM34 44V45H33ZM39 44V45H38ZM70 44V45H69ZM76 44H77V46H76ZM113 44H114V46H113ZM140 44H138V46L140 45ZM175 44V45H174ZM184 44V45H183ZM17 46V47H14V46ZM22 47H21V46ZM37 47H36V46ZM45 45V46H46ZM81 47H80V46ZM83 45H85V46H83ZM102 45V46H101ZM118 45V46H117ZM150 45V46H149ZM157 45V46H156ZM167 45H168V47H167ZM20 46V47H19ZM34 47L35 49H33L32 47ZM86 46H87V48H86ZM107 46V47H108ZM115 46H117V47H115ZM156 46V47H155ZM8 47V48H7ZM10 47V48H9ZM23 47H25L24 49H22ZM26 47H28L27 48V51H26ZM114 47V48H113ZM170 47V48H169ZM2 48V49H1ZM15 48H17V52H16V54L15 53H13V52H15L16 51V49ZM154 48V49H153ZM157 48V49H156ZM167 48H169V49H167ZM175 48H177L176 50H175ZM183 49V51H182V49ZM9 49V50H8ZM19 49V50H18ZM22 49V50H21ZM31 49V50H30ZM117 49V50H118ZM2 50V51H1ZM11 50H14V51H12L11 52ZM20 50H21V52L23 53H20ZM25 50V51H24ZM123 52H122V51ZM172 50H170V51H172ZM179 50V51H178ZM10 51V52H9ZM31 51V52H30ZM32 51H33V53H32ZM37 51V52H36ZM155 51V52H156ZM159 51V50H158ZM186 51V52H187ZM20 53V54H19ZM38 53V54H37ZM46 53V52H45ZM9 54V55H8ZM12 54L14 55V56H12ZM44 54V53H43ZM127 54V53H126ZM186 55H187V53H185ZM17 55H19V56H17ZM25 55V56H24ZM118 55V57H116ZM189 55V57H191L192 58V52L191 53H189L188 54ZM251 55H253V54H251ZM255 55V54H254ZM258 56H256L255 55V59L258 57L259 58V56L261 55L262 57L264 56V52L263 53H260V54H257ZM124 57V58H122L121 59V57ZM195 56V57H194ZM250 55H247L246 57L247 58H244V61L242 60L241 62H239V60H233V61H230L229 63L228 62H223V61H221L222 59H220L219 60V63L221 62V64H222V67L224 66L225 68H227V69H230V70H232L233 72L234 71H238V72H234V74L236 73L237 75L239 74L240 76H237L236 74H235V77L234 78H232V77H226V78H224V77H217V76H211L209 79L211 80V81H213V79H212V77L216 80L217 79V81L216 82H212V83H210V80L208 81V82H206L207 81V79H208V77L206 76L205 78L203 77H199V81H197V79H198V77L197 78H194L195 80H196V85H199V86H194V90L192 89V87L188 90V82H190V81H193V78H192V80L190 79V78H188L189 80H186V79H181V80H178V81H182L183 82V80H184V82L183 83H187V84H177V82L175 81V83L173 82V83H171L167 88L169 89H167L169 92H167L168 94H166V92H165V90L166 89H164V90H155V92H158V93H155V94H157V95H155L154 97H152V99L151 100H153L154 102V106H157L158 104L161 106V105H163V106H161V107H166V106H169V104H170V106H172V105H174V104H176L177 102H181V100L183 101V100H185V99H183V96H185L184 98H186V99H189V102L190 103H187L188 105H189V107L190 108H188V105L186 106L187 108H184V106H183V111H181L180 110V114H178L177 113V115L175 114V115H173V116H171L172 118H169V116H164V119L165 118H169L170 120H168V121H172L173 120V118L175 119V117L174 116H176V118L178 117V115H180L182 118H184V119H189L190 117H192V118H190L189 120H191V121H197V119L198 120H209V121H212V122H216L215 124H218V125H221V120H222V125L221 126H225L227 123H230V124H227L225 127H238V126H234L235 124L236 125H239V127L238 128H247V129H250V126L251 127H253L254 125H256V126H254L253 128H254V130L256 131V130H258V128H259V132L260 131H264V125H263V123L264 122H262V121H260L261 122V125L263 126V128H262V126H261V128H260V122L259 121H254V122H251L252 120H250L249 118H246V117H248L247 116V114L249 113V111H247V109H243V110H239V112H237V114H236V112H234V113H228V112H220V115H219V113L217 114V113H213V114H211L212 113V111H208V110H210L209 108H211L212 106H214L215 104H218V103H220L221 101H222V103H223V100H214V99H207L206 101V103H205V101L204 100H198V99H196L195 100V98H196V95L194 94V93H196L197 91H198V93H199V91L201 92V93H205V94H208L209 96H213L214 94H215V96L216 95H220L219 93L221 92V94H222V92H224L223 91V89H224V87L226 88V87H229V86H231V87H236V89H240L239 91H241V90H245L246 88L247 89H253V86L255 85V86H257V87H260V85H264V82H258V80H259V78L262 80V78H264L262 75H264V74H262L263 72H262V70L264 71V69L263 68H260L261 67V64H260V66H256V68L259 70H257L255 67H253V66H251V64H252V62L254 61H251L252 59H251V56L249 57ZM12 57V58H11ZM55 57H56V60H54L55 59ZM138 57H139V59H140V61H139V59H138ZM198 59H197V58ZM262 57H260V58H262ZM1 58H2V60H1ZM3 58L4 59H7V60H3ZM17 58V59H16ZM46 58V59H45ZM64 59V61L61 63V61ZM69 58H71V59H69ZM194 58H195V60H203L202 58H205V57H199V56H196V54H194L193 53V58H192V60H194ZM200 58V59H199ZM218 58V57H217ZM249 58V59H248ZM253 59H254V56L252 57ZM51 59H52V61L54 60V63L51 61ZM57 59H61V61L60 62H56V61H59V60H57ZM208 59V60H207ZM214 59V60H213ZM263 59H264V57H263ZM24 60V61H23ZM25 60H26V63H25ZM66 60V61H65ZM71 60V63L72 62H74L75 61V63H73V64H71L70 62H68V61H70ZM73 60V61H72ZM118 61H120L119 59H117ZM139 62H138V61ZM142 60V61H141ZM207 60V61H206ZM206 60L204 59V61L205 62H208V63H215V61L217 62V60L218 59H216V58H211V60L209 59V58H206ZM247 60H249L248 62H247ZM10 61H12V64L10 63ZM15 63H14V62ZM28 61H30V62H28ZM32 61V62H31ZM46 61V63H44V62ZM161 61V60H160ZM23 62V63H22ZM28 62V63H27ZM44 64H43V63ZM67 62H68V64H67ZM77 62H79L78 64H77ZM80 62H81V65H83V66H79V64H80ZM87 62V61H86ZM99 62V61H98ZM104 62V63H103ZM121 62H124V61H121ZM127 62V63H128ZM244 64H243V63ZM8 63H10V65L8 64ZM19 63V64H18ZM38 63V64H37ZM42 63V64H41ZM51 63V65H49ZM55 63H57V64H55ZM58 63H60V64H58ZM67 64V66H66V64ZM83 63H85V62H83ZM162 63V62H161ZM218 63V62H217ZM216 63V64H217ZM218 63V65H221V64H219ZM226 63H228V65L226 66L225 64ZM235 63V64H234ZM236 63H239V64H236ZM240 63H242L243 64V66L244 67H240L242 64H240ZM245 63H247V64H249V65H246ZM5 64V65H4ZM53 64H55V65H53ZM71 64V65H70ZM179 63H177V66H180L179 68H180V70L181 71H188V70H190L191 68L189 67V68H187V66H185L184 67V65H182V64H179ZM231 64L232 65H234V66H231ZM2 65H4L3 67H2ZM8 65H9V68H11V69H9L8 68ZM33 65V66H32ZM65 65V66H64ZM95 65H97V66H95ZM237 65V66H236ZM264 65V64H263ZM262 65V66H263ZM6 66V67H5ZM14 66V67H13ZM20 66V67H19ZM58 66V68H56ZM61 66V67H60ZM77 66V67H76ZM177 66H175L174 65V69H176L177 68V70H179L178 69V67ZM248 67L249 69H248V71H246L247 70V68H245V67ZM252 68L251 70H250V67ZM54 67V68H53ZM65 67V68H64ZM92 67H93V69H92ZM98 67V68H97ZM102 67V68H101ZM173 67V66H172ZM229 67V68H228ZM232 67V68H231ZM3 68V69H2ZM97 68V69H96ZM106 70H105V69ZM182 68V69H181ZM233 68L235 69V70H233ZM239 68V69H238ZM240 68L242 69V68H245L246 70L243 72V71H240ZM57 69V70H56ZM79 69V70H78ZM103 69V70H102ZM236 69H238V70H236ZM254 69V70H253ZM17 70H19V71H17ZM73 70V71H72ZM89 71L91 74H89V73H87V75L85 76V72H83V71ZM125 70V72H124V74H123V71ZM132 72V74H131V72ZM30 71V72H31ZM79 71H81V73L83 72V76L85 77H83L82 76V74L80 75V73H79ZM100 71V72H99ZM252 71H254V72H252ZM261 71V72H260ZM11 72V73H10ZM19 72V73H18ZM66 72H68V73H66ZM76 72V73H75ZM94 72H96V73H94ZM101 72H103L105 75H102V73ZM120 72H122V73H120ZM241 72H243V73H241ZM251 72L253 73V74H251ZM261 73V75H260V73ZM8 73V74H7ZM14 73V74H13ZM93 73H94V75H93ZM110 74L111 73V75L110 76H108L107 74ZM245 73V74H244ZM250 73V75H251V77L249 76V79L250 78H257V79H254V80H248V75L247 74H249ZM257 73V74H256ZM259 73V74H258ZM11 74V75H10ZM21 74V75H20ZM76 74V75H75ZM79 74V75H78ZM123 74V75H122ZM133 74H134V76H133ZM38 75H40V76H38ZM55 75H56V73H55ZM114 75H116V76H114ZM247 77H246V76ZM253 75H255V77L253 76ZM5 76H6V78H5ZM10 76V77H9ZM18 76H19V80H18ZM81 76V77H80ZM100 76V75H99ZM112 76V77H111ZM114 76V77H113ZM120 76V77H119ZM125 76V75H124ZM133 76V77H132ZM139 76V75H138ZM241 76H243V77H241ZM244 76L246 77L245 79L248 81H246L245 79H244ZM257 76V77H256ZM259 76V77H258ZM15 77V80L14 79H12V78H14ZM17 77V78H16ZM82 77L84 78V79H82ZM117 77V78H116ZM125 77H127V76H125ZM217 77V78H216ZM236 77H237V79H236ZM239 77H241L240 79H239ZM262 77V78H261ZM7 79V80H5V79ZM43 78V79H42ZM48 78V79H47ZM81 78V79H80ZM135 78H137V76L135 77ZM219 78V79H218ZM10 79V80H9ZM73 79H75V80H73ZM203 79H205L206 81H204ZM228 79V80H227ZM44 80V81H45ZM100 81V85H102V86H104L103 84L106 82L107 84H108V81ZM222 80V81H221ZM230 83V84H228V82ZM241 80V81H240ZM5 81V82H4ZM7 81V82H6ZM53 81V82H52ZM66 81V82H65ZM74 81V82H73ZM111 81V82H110ZM188 81V82H187ZM203 81V82H202ZM235 81H237L236 83H237V85L235 84ZM243 81V84H241V82ZM58 82V83H57ZM85 82V81H84ZM118 82V83H117ZM180 82H178V83H180ZM203 84H202V83ZM228 84H226V83ZM238 82H240V83H238ZM101 83H103V84H101ZM200 83V84H199ZM219 85L220 83L222 84H220L219 86L217 85V84ZM224 83V84H223ZM233 83V84H232ZM247 83V84H246ZM249 83V84H248ZM251 83V84H250ZM258 83H260V84H258ZM262 83V84H261ZM14 84H18V85H14ZM73 84V85H72ZM115 84H114V86H113V88L112 89H115L116 87H115ZM117 84H119V85H117ZM209 84V85H208ZM211 84V85H210ZM215 84V85H214ZM232 84V85H231ZM234 84H235V86H234ZM241 84V85H240ZM174 85H178L179 86V89H178V87H177V92L178 91H181L180 92V94H177V93H175L176 91H175V89H173V93H172V88H176V86L174 87ZM204 87H203V86ZM227 85V86H226ZM247 85V86H246ZM107 86V85H106ZM181 86H184V87H182V88H180ZM210 86V87H209ZM216 88V89H214V87ZM217 86H218V88H217ZM224 86V87H223ZM241 86V87H240ZM242 86H244V87H246L245 89L242 87ZM252 86V87H251ZM255 86H254V88H255ZM90 87V86H89ZM88 87V90H90L91 91V88H89ZM115 87V88H114ZM223 87V88H222ZM238 87V88H237ZM17 88V89H16ZM186 89V90H184V89ZM197 88V89H196ZM199 88V89H198ZM208 88V89H207ZM183 89V90H182ZM211 89V90H210ZM222 89V90H221ZM30 90V91H29ZM57 92H56V91ZM87 90V91H88ZM166 90V91H167ZM188 90V91H187ZM213 90H215L214 91V93H213ZM218 90V91H217ZM29 91V92H28ZM65 91V92H64ZM163 91H164V93H163ZM182 91H184V93H182ZM193 91H195V92H193ZM212 93V95H211V93ZM220 91V92H219ZM32 92V93H31ZM171 92V93H170ZM192 92V93H191ZM27 93V94H26ZM50 95H49V94ZM60 95H59V94ZM63 93H67V94H69V95H67V94H65L67 97L69 96V98H67V100H66V98H65V96H63L62 94ZM71 93V94H70ZM75 93V92H74ZM160 93V94H159ZM161 93H162V96L164 95V94H166L165 96L166 97H168V95H170L171 97H173L172 99H170V97H168V98H166L165 96H163V98H162V96H161ZM175 93V94H174ZM225 93V92H224ZM38 94L40 95V96H38ZM53 94V95H52ZM183 94V95H182ZM184 94H186V95H184ZM256 94V93H255ZM254 94V96L256 97L257 95H262L263 93H260V94H257V95H255ZM33 95H35V96H33ZM44 95V96H43ZM49 95V96H48ZM71 95V96H70ZM176 95V96H175ZM177 95H179V96H182V97H179V98H182L181 100H179V98L177 99ZM192 95V96H191ZM250 95V96H249ZM251 95H253V94H246V96L247 97H241V99H237L236 101H240V100H242V98H243V101H247V100H249V98L251 99H254V97L253 96H251ZM76 96H78V97H80L79 96V94H77ZM76 96H75V98H76ZM187 96H188V98H187ZM249 96V97H248ZM263 97H264V94L262 95ZM262 96H260L259 98H261V99H263V101H264V98H262ZM18 97V98H17ZM42 97V98H41ZM46 97V98H45ZM159 97H161L162 99H164V100H162L161 98H159ZM52 98H53V100H52ZM158 98V99H157ZM165 98L167 99V100H165ZM174 98H176L178 101L176 102H174L173 101V99ZM246 98V99H245ZM258 98V96H257V98H255V99H259ZM22 99V100H21ZM63 99V100H62ZM72 99V100H71ZM80 98H77V99H75L76 101L77 100H79ZM156 99V100H155ZM168 99H169V101H168ZM191 99V100H190ZM245 99V100H244ZM6 100V101H5ZM10 102H9V101ZM34 100V101H33ZM66 100V104L64 103V101ZM158 100V102L156 103V101ZM171 100V101H170ZM175 100V99H174ZM209 100H210V103H211V101H212V104L213 105H211L210 107L208 106L209 105ZM215 102H214V101ZM227 101H228V103L230 102V101H232L233 102V100H235V99H232V100H230V99H226ZM230 100V101H229ZM5 101V102H4ZM8 101V102H7ZM14 101V102H13ZM31 101V102H30ZM70 103H69V102ZM165 101V102H164ZM166 101H167V103H166ZM174 103H173V102ZM202 101H204V103L202 104ZM218 101V102H217ZM227 101H226V103H227ZM262 100H261V102H262V104L264 103ZM2 102V103H1ZM26 102H28L29 103V105H28V103H26ZM74 102V101H73ZM162 102H164V104H162ZM170 102V103H169ZM225 102V101H224ZM242 102V101H241ZM18 103V104H17ZM20 103V104H19ZM65 104V106H63L64 104ZM169 103V104H168ZM173 103V104H172ZM231 103V102H230ZM14 104V105H13ZM16 104V105H15ZM50 104V105H49ZM155 104H157V105H155ZM166 104V105H165ZM191 104H192V106H191ZM127 105V104H126ZM158 105V106H159ZM194 105V106H193ZM206 106V107H208V108H206V107H203V106ZM258 105H260L259 103H258ZM10 106V107H9ZM18 106V107H17ZM35 106H36V108H37V110L35 109ZM198 107V108H197ZM259 107V106H258ZM260 107H261V105H260ZM264 107V104L262 105V107H261V109H260V111L261 110H263L262 112H264V109H262ZM10 108H12V109H10ZM32 108V109H31ZM39 108V109H38ZM45 108H46V110H45ZM57 108V109H56ZM62 108V109H61ZM193 110H192V109ZM206 108V109H205ZM62 110V112L64 113V111H66L64 114H62L61 115V113H58V111L59 110ZM136 109L137 110H142L140 113H141V115L142 116H146L144 113L146 112V114H147V116L146 117H144V118H149V119H153V118H155V120H158V119H160V121L161 120H163L162 122H165L166 121V119L164 120L163 119V117H162V115H157V113L156 114H153V112H150V111H148V110H144V109H140V108H137L136 107ZM258 109V111H259V108H257ZM5 110H7V113H6V111ZM51 110H53V111H55L56 110V112H51ZM58 110V111H57ZM190 110H192V111H190ZM194 110H196V112H194ZM254 110V109H253ZM253 110H251L250 111V113L251 112H253ZM4 113H2V112ZM144 111V112H143ZM187 111V112H186ZM199 111H201V112H199ZM208 111V112H207ZM257 111V112H258ZM259 111V112H260ZM51 112V113H50ZM59 112H61V111H59ZM78 112V113H77ZM139 112V111H138ZM189 112V113H188ZM244 112V113H243ZM257 112H253V113H256L257 114ZM1 113L3 114V115H1ZM70 113V114H69ZM77 113V114H76ZM149 113H151V114H149ZM183 113V114H182ZM187 113V114H186ZM193 115H192V114ZM195 113H197V114H195ZM198 113H199V115L201 116V115H204V117L203 116H199L200 118H202L203 117V119H200V118H198ZM206 113V114H205ZM243 113V114H242ZM246 113V114H245ZM40 115V114H42L41 116H45V117H48L47 119H42L41 120V118H39V120L38 119H36V120H34V121H36L35 123H36V125L35 126H29V127H23V125L20 123L22 120L19 118V117H21L22 119H23V121L25 120H27L28 118H30V116L31 115H36V116H38V115ZM61 115V117H60V115ZM67 114V113H66ZM74 116H73V115ZM84 114V115H83ZM87 114H88V116H87ZM186 114V115H185ZM190 114H191V116H190ZM226 114V115H225ZM228 114V115H227ZM232 114V115H231ZM22 115H23V117H22ZM52 115H55L57 118H58V120L60 119V118H63L62 120H61V122H59L58 120H56L58 123H60V124H62V126L60 127L58 124H57V122L55 121V119H57V118H55L54 116H52ZM59 115V116H58ZM77 115V116H76ZM154 117H153V116ZM155 115H156V117L158 116H160V117H162V118H156L155 117ZM185 115V116H184ZM188 115V116H187ZM197 115V116H196ZM208 117H207V116ZM223 115H225L224 116V118H222L223 117ZM231 115V116H230ZM235 115H236V117H235ZM249 116L250 115H253L252 113L251 114H248ZM255 115V114H254ZM28 116V118L26 119V117ZM40 116V117H41ZM85 116V117H84ZM87 116V117H86ZM179 116V117H180ZM184 116V117H183ZM228 116V117H227ZM242 116V117H241ZM10 117V118H9ZM52 117V118H51ZM75 117V118H74ZM83 117H84V119H86L85 121H84V119H83ZM100 117V116H99ZM105 116H103L102 115V117L100 118V119H103ZM151 117V118H150ZM179 117L177 118V120H173V121H175V123L178 121V119H179ZM181 117H180V119H181ZM234 118V119H232V118ZM245 117V118H244ZM52 119L53 120V118H55L54 120H53V122L52 121H50L49 119ZM66 118V119H65ZM195 118V119H194ZM213 119V120H210V119ZM214 118H215V120L217 119V121H215L214 120ZM237 118H239V119H237ZM243 118V119H242ZM21 121H20V120ZM70 119H71V121H72V123H71V121H70ZM79 119V120H78ZM83 119V120H82ZM172 119V120H171ZM179 119V120H180ZM232 119V120H231ZM241 119V120H240ZM247 119H249L250 121H249V123H252V125L251 124H248V121H246ZM4 120V121H3ZM15 120V121H14ZM19 120V121H18ZM40 120H41V122L43 123H41L40 122ZM47 120V121H46ZM65 120H66V122L68 123L67 125H66V123H64L63 124V122H65ZM77 120V121H76ZM99 120V119H98ZM220 122H219V121ZM225 120H227V121H225ZM228 120H229V122H228ZM44 121H46V122H44ZM63 121V122H62ZM76 122V124H74L75 122ZM167 121V123H169ZM223 121H225V122H223ZM233 121V122H232ZM236 121H238V122H236ZM247 123H246V122ZM12 122V123H11ZM39 122H40V124L42 125V126H38V124H39ZM53 124H52V123ZM55 122H56V124H55ZM84 122H85V124H84ZM218 122V123H217ZM244 122V123H243ZM257 124H256V123ZM45 123H46V125H45ZM47 123H50V124H47ZM171 123H173V122H171ZM224 123V124H223ZM233 123H235V124H233ZM243 123V124H242ZM245 123H246V125H245ZM253 123H255L254 125H253ZM15 124V125H14ZM39 124V125H40ZM72 124H74V125H72ZM126 124V125H125ZM130 124V125H129ZM232 124V125H231ZM242 124V125H241ZM43 125H45V126H43ZM49 125V126H48ZM52 125H54V127H50V126H52ZM59 127H58V126ZM81 125H83L82 127H80ZM122 125H125V126H123V129L122 128H120V126H122ZM231 125V126H230ZM5 126H7L6 128H5ZM36 126H38L41 130H43L45 127V129L43 130V131H41L38 127H37V129H36ZM55 126L57 127V128H55ZM69 126H72L71 128H73V129H71ZM78 126V127H77ZM93 126V125H92ZM244 126V127H243ZM246 126V127H245ZM64 127V128H63ZM67 127V128H66ZM69 127V128H68ZM77 127V130H75V128ZM110 128V125H108L107 124V126H106V128ZM112 127V126H111ZM114 127L115 128H117V130H115L114 129ZM80 128H81V130H80ZM83 128V129H82ZM139 128L141 129V130H139ZM253 128H251V129H253ZM256 128V129H255ZM34 129V130H33ZM40 131H39V130ZM65 129V130H64ZM87 129V130H86ZM261 129V130H260ZM263 129V130H262ZM32 130V131H31ZM38 130V131H37ZM63 130H64V132H63ZM67 130V131H66ZM71 130V131H70ZM85 130V131H84ZM88 130H89V133H88ZM107 130V129H106ZM106 130H105V132H106ZM73 131V132H72ZM132 131V132H131ZM65 132L66 133H70L68 136H66L67 134H65ZM79 132V133H78ZM92 132V133H91ZM102 132V133H101ZM114 132V133H115ZM129 132H130V134H129ZM134 132H137V134H139V135H137L139 138H143L142 140L141 139H139L138 137H136L135 135H136V133H134ZM143 132V131H142ZM160 132V131H159ZM59 133V134H58ZM78 133V134H77ZM81 133V134H80ZM133 133V134H132ZM65 136H64V135ZM71 134H73V135H71ZM74 134H75V136H74ZM103 134H104V136H103ZM127 134V135H126ZM129 134V135H128ZM132 134V135H131ZM135 134V135H134ZM77 135H78V138H77ZM79 135H80V137L81 136H84V139L86 140V138H88V140H90V141H88V140H86L87 142H89V143H87L86 141H83L82 140V138L83 137H79ZM87 135V136H86ZM95 135L97 136L98 135V137H95ZM55 136H57V137H59L58 139H60V137L63 139H60V140H58L57 139V137H55ZM63 136V137H62ZM72 136H73V138H72ZM86 136V137H85ZM88 136H90L91 137V139H89L90 137H88ZM110 136V137H109ZM119 136V137H118ZM124 136V137H123ZM131 136V137H130ZM134 136H135V138H134ZM16 137V138H15ZM24 137V138H23ZM28 137V138H27ZM47 137H49V138H47ZM53 137H55V138H53ZM101 137V140L100 139H97V138H100ZM107 137V138H106ZM108 137H109V139H108ZM112 137V138H111ZM131 139H130V138ZM224 137V136H223ZM13 138H15V139H13ZM45 138V139H44ZM53 138V139H52ZM94 138H96V139H94ZM103 138V139H102ZM106 138V139H105ZM111 138V139H110ZM125 138V139H124ZM128 138V140H126ZM132 138H133V140H132ZM139 139V141H138V139ZM7 139V140H6ZM57 141H56V140ZM76 139V140H75ZM79 139V140H78ZM47 140V141H46ZM54 140V141H53ZM68 140H70V141H68ZM80 140H82V142H83V145H85L84 144V142H86V145L87 144H89V145H87V146H85V147H81V145H82V142L80 141ZM105 140V141H104ZM137 140V141H136ZM22 141V142H21ZM44 141V142H43ZM65 141H67V142H65ZM74 141L76 142V143H74ZM132 141V142H131ZM137 143H136V142ZM73 142V143H72ZM106 142H108V143H110L109 141H106ZM37 143V144H36ZM51 143V144H50ZM68 143V144H67ZM81 144V145H79V144ZM114 143H116V142H112V143H110V144H112L113 145V148H115V152L116 153H121L122 154V151H123V153L125 152V151H128V153L130 152H132V150L130 149V151L128 150V148H124V147H122V146H120V144H118V142H117V145L116 144H114ZM76 144H78V145H76ZM71 145V146H70ZM73 145V146H72ZM75 145V146H74ZM114 145H116V146H114ZM119 145V146H118ZM147 145H150V144H148L147 143ZM152 145V144H151ZM164 145V144H163ZM43 146H45V147H43ZM80 148H79V147ZM172 146V145H171ZM171 146H169V147H171ZM174 146H175V144H174ZM16 147V148H15ZM18 147H19V149H18ZM38 147V148H37ZM119 147V148H118ZM121 147V148H120ZM179 147V145L178 146H175L174 148H178ZM22 148V149H21ZM24 148V149H23ZM40 148V149H39ZM50 148V149H49ZM37 149V150H36ZM42 149V151H39V150H41ZM87 149V150H86ZM119 149V150H118ZM121 149V150H120ZM125 149V150H124ZM127 149V150H126ZM48 150V151H47ZM51 150V151H50ZM53 150V151H52ZM64 150H66V151H64ZM118 150V151H117ZM44 151H45V153H44ZM86 152V154H84L85 152ZM111 151V150H110ZM120 151V152H119ZM36 152H39L38 154L40 155H37V153ZM46 152H49V154H47ZM82 154H81V153ZM111 152H113V151H111ZM127 153V152H126ZM17 154V155H16ZM65 155H67V156H65ZM81 155H82V157H81ZM86 155V156H85ZM89 155H91V157L89 156ZM45 156V157H44ZM47 156V157H46ZM70 156V157H69ZM74 156V157H73ZM93 156V157H92ZM96 156V157H95ZM38 157V158H37ZM79 157V158H78ZM85 157V158H84ZM30 158V159H29ZM64 158V159H63ZM74 158H76V159H74ZM88 158H89V160H88ZM96 158H97V160H96ZM66 159V160H65ZM83 159H85V160H83ZM90 159L93 161H90ZM94 159V160H93ZM65 160V161H64ZM68 160V161H67ZM70 160V161H69ZM89 162H88V161ZM103 160V161H102ZM74 161V162H73ZM76 161V162H75ZM85 161V162H84ZM95 161V162H94ZM98 161H101V164H100V162H98ZM105 161V162H104ZM53 162V163H52ZM57 162V163H56ZM110 162V161H109ZM129 162V161H128ZM128 162H124V163H122V165L120 166V168H123L125 165L124 164H128ZM30 163V164H29ZM38 163V164H37ZM50 163V164H49ZM63 163V164H62ZM99 163V164H98ZM130 163V162H129ZM62 164V165H61ZM107 164V163H106ZM104 164V166L106 167V166H108L109 164ZM132 164V166H139V168L137 169V167L135 168V169H137L138 171H140L139 169H140V164H138V165H136V163L135 162H131L130 163V165ZM135 164V165H134ZM142 164H144V165H146V163H141V165ZM193 164V163H192ZM24 165V166H23ZM95 165V166H94ZM144 165H142V169H144V170H142L141 169V172H146V173H151V171L152 170H154V172H156L158 169L157 168H153L152 169V167H149L148 165H146V166H144ZM39 166V167H38ZM45 166V167H44ZM62 167V168H60V167ZM87 166V167H86ZM100 166V167H99ZM110 166V165H109ZM112 166V165H111ZM132 166L131 167H129V164L127 165V166H125L124 168H131L132 169ZM148 166V170L149 171H145L146 170V167ZM10 167V168H9ZM41 167V168H40ZM66 167V168H65ZM67 167H69V168H67ZM98 167V168H97ZM64 168V169H63ZM117 168H119V166L117 167ZM126 168V169H127ZM150 168V169H149ZM14 169V170H13ZM38 169V170H37ZM41 169V170H40ZM57 169V170H56ZM76 169V170H75ZM103 169V168H102ZM134 169V168H133ZM157 169V170H156ZM176 169H177V167H176ZM11 170V171H10ZM101 170V169H100ZM99 170V171H100ZM128 170H130V169H128ZM128 170H126V171H128ZM151 170V171H150ZM71 171V172H70ZM78 171L79 172H82V173H78ZM101 171H104V170H101ZM101 171H100V173L97 171V173H99V174H101ZM159 171V170H158ZM157 171V172H158ZM77 172V174H79V175H77V174H74V173H76ZM210 173H212V171L210 172ZM37 174V175H36ZM39 174V175H38ZM40 174L42 175V176H40ZM81 174V175H80ZM16 175V176H15ZM19 175V176H18ZM36 177H35V176ZM47 175H48V177H47ZM51 175V176H50ZM52 175H54V176H52ZM73 175H75V176H73ZM26 176H28V177H26ZM37 176L38 177H41V178H37ZM68 176V177H67ZM73 176V177H72ZM31 177V178H30ZM46 177V178H45ZM191 178H188V180H190ZM194 179V178H193ZM40 180V181H39ZM26 182V183H25ZM34 182V183H33ZM54 182H56V184L54 183ZM48 183L50 184L49 186H48ZM53 183H54V185H53ZM45 184H47V185H45ZM58 184H60V185H62V186H60V185H58ZM67 184H68V186H67ZM42 185V186H41ZM52 185V186H51ZM56 185H58V186H56ZM72 185V186H71ZM73 185H74V188H72L73 187ZM157 185H159V186H166L167 184H165V183H159V184H157ZM11 186V187H10ZM42 188H41V187ZM67 186V187H66ZM53 187V188H52ZM27 188H28V190L29 191H27ZM49 188H51L52 190H50ZM55 188V189H54ZM56 188H59L58 190L56 189ZM64 188V189H63ZM67 188V189H66ZM11 189V190H10ZM30 189H32V190H34V193H36L35 195H34V193H33V191L32 190H30ZM41 189V190H40ZM73 189V190H72ZM19 190H21V191H19ZM24 190V191H23ZM56 190V191H55ZM64 190V191H63ZM30 191H32V192H30ZM36 191V192H35ZM72 191L73 192H75L74 193V197H73V195H72ZM30 192V193H29ZM38 192V193H37ZM48 192V193H47ZM60 194H59V193ZM63 192V193H62ZM66 192H71V198L73 199V200H71V199H69L70 201L68 202V200H66V201H61V200H58V202H56L57 200H55L54 199V196H57V195H62V194H65ZM16 193V194H15ZM20 193V194H19ZM23 195H22V194ZM27 193V194H26ZM29 193V194H28ZM33 195H32V194ZM41 193V194H40ZM78 193V194H77ZM44 194V195H43ZM47 194H50V195H47ZM75 194H77V195H75ZM14 195V196H13ZM25 195V196H24ZM32 195V196H31ZM40 195H41V199L39 198L40 197ZM44 197H43V196ZM22 196V197H21ZM36 196H37V198H36ZM46 196V197H45ZM82 196V195H81ZM44 198V199H43ZM55 200H53V199ZM50 200H53V201H50ZM71 201H72V203H73V205H72V203H71ZM49 204V205H48ZM66 204V205H65ZM82 204H83V206H82ZM73 207H72V206ZM78 205V206H77ZM47 206L48 207H50V208H47ZM55 206H59L60 207V209H59V207L57 208V207H55ZM52 207V208H51ZM63 207H64V209H63ZM87 207V208H86ZM48 210H50V211H48ZM73 208V209H72ZM81 208V209H80ZM44 209V210H43ZM56 209H58V210H56ZM66 209V210H65ZM36 210V211H35ZM39 210V211H38ZM45 210H46V212H45ZM51 210H53V212L52 213H50L51 212ZM54 210L56 211V212H54ZM64 210V211H63ZM77 210V211H76ZM40 211H41V213L43 214H41L40 213ZM45 212V214H44V212ZM57 211H58V213H57ZM32 212H33V214H32ZM38 212V214H36ZM47 212H48V214H47ZM17 213V214H16ZM32 214V218H31V214ZM11 214V215H10ZM20 214V215H19ZM35 214V215H34ZM47 214V215H46ZM50 214H51V216H50ZM37 215V216H36ZM39 215H41L40 217H39ZM55 215V216H54ZM10 216H11V218H10ZM48 216V217H47ZM16 218V219H15ZM42 219V220H39V219ZM54 220H53V219ZM43 219H45V220H43ZM46 219H48V220H46ZM62 219V218H61ZM31 220V222H29ZM33 220V221H32ZM52 222H51V221ZM23 221V222H22ZM38 223H36V222ZM50 221V222H49ZM32 222H33V224H32ZM31 224V225H30ZM55 224H57V225H55ZM27 225V226H26ZM42 225H44V226H42ZM47 225V226H46ZM50 226H51V229H50ZM31 227V228H30ZM38 228V229H37ZM45 228V229H44ZM47 228H49V229H47ZM23 229H25V231L23 230ZM31 229H32V231H31ZM41 229V230H40ZM45 231H44V230ZM22 230V231H21ZM28 230L30 231L29 233H28ZM38 231V232H37ZM47 231V232H46ZM56 231V232H55ZM28 233V234H26V233ZM53 233V234H54ZM26 234V235H25ZM24 235H25V237H24ZM52 235V234H51ZM54 235H56V234H54ZM53 236V235H52ZM30 239V240H29ZM32 240V241H31ZM59 241H61L62 243H60ZM55 242V243H54ZM46 243H49V244H46ZM34 244V245H33ZM57 244V245H56ZM42 245H44V246H42ZM45 245H46V247H45ZM64 245V246H63ZM50 246H52V247H50ZM55 249H54V248ZM57 247V248H56ZM59 247H60V249H59ZM62 247V248H61ZM43 248V249H42ZM35 250L37 251V253L35 252ZM62 250V251H61ZM29 251V252H28ZM31 251H32V253H31ZM64 251V252H63ZM12 253V254H11ZM48 253V254H47ZM11 254V255H10ZM28 254V255H27ZM39 256H38V255ZM32 255V256H31ZM42 256V257H41ZM18 258H19V260H18ZM35 258V259H34ZM44 258V259H43ZM7 259V260H6ZM38 259V260H37ZM50 259V260H49ZM53 259H55V260H53ZM34 260V261H33ZM48 260V261H47ZM28 261V262H27ZM50 262V263H49Z\"/></svg>", "mask_w": 264, "mask_h": 264}]
</instances>
